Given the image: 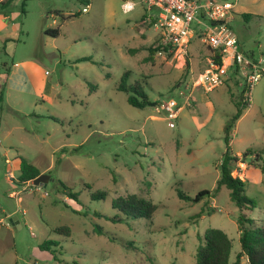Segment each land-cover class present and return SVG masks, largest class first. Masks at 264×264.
I'll return each mask as SVG.
<instances>
[{
    "label": "rangeland",
    "instance_id": "rangeland-1",
    "mask_svg": "<svg viewBox=\"0 0 264 264\" xmlns=\"http://www.w3.org/2000/svg\"><path fill=\"white\" fill-rule=\"evenodd\" d=\"M123 1L12 0L0 7V264H195L211 228L231 240L230 261L240 251V212L225 187L195 204L177 192L194 198L216 189L223 126L245 79L230 71L221 86L194 91L169 127L156 106L170 98L182 106L179 93L187 94L207 66L201 26L192 22L197 33L183 62L159 51L146 8L123 13ZM217 1L235 5L229 28L241 50L264 66V0ZM50 29L58 35H46ZM125 72L126 84L138 83L148 106L132 107L118 90ZM245 105L229 148L238 156L258 151V158L239 162L232 176L244 179L255 205L245 214L263 225L264 75ZM20 157L47 175L44 186L18 183ZM97 191L106 198L92 200ZM129 194L156 206L152 220L113 224L95 215H111V200ZM13 216L19 226L10 223ZM97 226L109 235H98ZM60 227L69 235L54 232ZM44 241L57 245L43 252Z\"/></svg>",
    "mask_w": 264,
    "mask_h": 264
},
{
    "label": "trees",
    "instance_id": "trees-1",
    "mask_svg": "<svg viewBox=\"0 0 264 264\" xmlns=\"http://www.w3.org/2000/svg\"><path fill=\"white\" fill-rule=\"evenodd\" d=\"M11 2L12 0H0V7L5 9L11 4ZM247 16L249 17V15H246L245 17ZM153 23L154 19L152 18L148 24L153 25ZM58 33V29H50L46 31V35L52 37L57 36ZM157 48L159 51L166 52L165 49L162 50L158 46ZM149 50L150 55H152V50ZM211 58L221 65V56L218 52H213ZM81 60H86V58ZM238 73V70L234 69V74L238 75ZM127 79L128 72H125L123 73L117 88L119 91L128 94V104L137 109H142L148 106L150 101L148 100V97L142 90L141 86L138 83L127 85ZM245 88L246 87L244 86L238 100L234 102L235 113L227 119L223 126L225 152L219 165L220 177L217 181L216 189L213 191V193L203 190L199 192L194 198H191L179 191L177 192V196L180 200L195 204L200 202L204 197L215 194L220 189V187H225L229 191L230 201L240 212V215L237 218L240 251L236 254L234 261H230L229 256L232 247L231 240L223 231L211 228L206 230L204 237L201 239V242L196 248L195 264H240L242 257L247 259V264H264V224H255L254 220L245 214V212L253 211L255 205L253 201L245 194L244 179H240L238 176H232V172L239 162H246V160H248L253 154L258 152L247 149L240 156H237L233 155L229 148L235 123L243 114V111L247 108V105L243 104V94ZM1 98L2 93L0 92V99ZM257 158L258 153L255 154L253 161H257ZM253 161H251V166L253 165ZM19 169L20 176L18 178V183L21 186L27 185L40 175V171L22 157L19 158ZM262 170L264 169L262 168ZM60 185L64 190L69 191L68 195L73 200L76 199V194H73L70 188H68L63 183H60ZM106 196V193L97 191L92 193L90 198L92 200H104ZM111 208L113 210V215H105L101 213H95V215L105 218L107 221L113 224H131L132 222L140 220H152L156 211V206L151 201L136 194H129L127 196H121L111 200ZM54 232L67 236L69 235L70 230L65 227H60L55 229ZM95 232L98 233V235H109L108 233H104L98 226L95 227ZM117 241H120L121 244L128 246V243H123L121 240ZM50 245L56 246L57 244L53 241H44L39 246L40 251H48Z\"/></svg>",
    "mask_w": 264,
    "mask_h": 264
},
{
    "label": "built area",
    "instance_id": "built-area-1",
    "mask_svg": "<svg viewBox=\"0 0 264 264\" xmlns=\"http://www.w3.org/2000/svg\"><path fill=\"white\" fill-rule=\"evenodd\" d=\"M138 4L146 8L148 22L154 19L157 46L162 50L178 56L184 62L189 54L190 41L197 33L191 29L195 21L201 26L198 29L201 42L211 50V55L218 52L221 56V65L209 56L207 66L191 79L188 93H179L182 106L174 98L156 106L157 111L165 114L169 127H173V121L189 103L194 91L200 89L207 93L221 86L230 69L234 71L237 68L245 79L243 104H249L251 89L264 75V66L252 61L239 50L237 39L229 28L234 7L232 3L216 0H128L122 3L123 13L131 12ZM87 10L85 6L81 13Z\"/></svg>",
    "mask_w": 264,
    "mask_h": 264
},
{
    "label": "water",
    "instance_id": "water-1",
    "mask_svg": "<svg viewBox=\"0 0 264 264\" xmlns=\"http://www.w3.org/2000/svg\"><path fill=\"white\" fill-rule=\"evenodd\" d=\"M48 181V177L46 174H40L37 178H35L33 181H32V184L34 186H37V187H42L44 186ZM10 223H12V225L14 226H19L18 224V220L16 218V216H13L11 219H10Z\"/></svg>",
    "mask_w": 264,
    "mask_h": 264
},
{
    "label": "crops",
    "instance_id": "crops-1",
    "mask_svg": "<svg viewBox=\"0 0 264 264\" xmlns=\"http://www.w3.org/2000/svg\"><path fill=\"white\" fill-rule=\"evenodd\" d=\"M126 1H128V0H124L123 2H126ZM216 1H217V0H216ZM123 2H122V3H123ZM86 3H87V2H86ZM121 7H122V5H121ZM134 9H135V8H134ZM134 9H133V10H134ZM133 10H132V11H133ZM233 10H235V5H234ZM144 15H145V14H144ZM251 16H252V15H249V18H250ZM142 17H143V16H142ZM146 18H147V16H146ZM249 18H248V19H249ZM141 19H142V18H141ZM231 20H232V19H231ZM237 43H238V48H239V50H240V51H241L246 57H248V58H250L252 61H254L255 58H254V56H253V53H252V52L244 53V52L241 50V46H240L238 40H237ZM209 56H211V50L208 51V54H207V55H204V57H205V58H204L205 61L207 60V58H209ZM254 62H256V61H254ZM224 63L226 64L227 62L224 61ZM17 65L19 66L18 63H16V66H17ZM230 71H231V69L229 70V72H230ZM229 72H228V73H229ZM13 74H14V73H13ZM10 76H11V74H10ZM241 116H242V115H241ZM241 116H240V117H241ZM237 121H238V120H237ZM237 121H236V122H237ZM235 124H236V123H235ZM232 132H233V131H232ZM231 136H232V135H231ZM230 141H231V139H230ZM233 155H234V154H233ZM236 155L238 156L239 154H236ZM253 168H254V167H253ZM247 171H248V169H247ZM40 174H41V172H40ZM28 184H29V183H28ZM28 184H27V185H28ZM27 185H25V186H27ZM0 222H1V220H0Z\"/></svg>",
    "mask_w": 264,
    "mask_h": 264
}]
</instances>
